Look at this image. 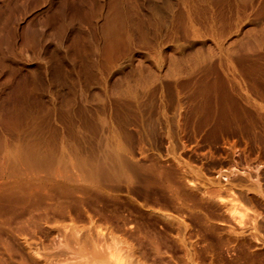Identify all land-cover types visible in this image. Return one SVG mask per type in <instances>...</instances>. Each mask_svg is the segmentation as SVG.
<instances>
[{
    "label": "rangeland",
    "instance_id": "374dc122",
    "mask_svg": "<svg viewBox=\"0 0 264 264\" xmlns=\"http://www.w3.org/2000/svg\"><path fill=\"white\" fill-rule=\"evenodd\" d=\"M0 264H264V0H0Z\"/></svg>",
    "mask_w": 264,
    "mask_h": 264
},
{
    "label": "bare ground",
    "instance_id": "6f19581e",
    "mask_svg": "<svg viewBox=\"0 0 264 264\" xmlns=\"http://www.w3.org/2000/svg\"><path fill=\"white\" fill-rule=\"evenodd\" d=\"M32 189H30V191H31ZM30 191H28L29 193H30ZM32 192V191H31ZM33 193V192H32ZM32 193H30V194H32ZM29 196H31V195H29Z\"/></svg>",
    "mask_w": 264,
    "mask_h": 264
}]
</instances>
